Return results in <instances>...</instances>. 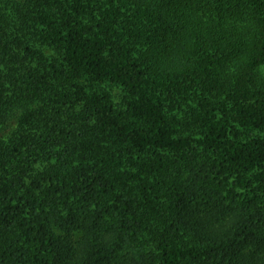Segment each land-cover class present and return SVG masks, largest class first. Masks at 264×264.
<instances>
[{
  "label": "trees",
  "instance_id": "16d2710c",
  "mask_svg": "<svg viewBox=\"0 0 264 264\" xmlns=\"http://www.w3.org/2000/svg\"><path fill=\"white\" fill-rule=\"evenodd\" d=\"M264 0H0V264H264Z\"/></svg>",
  "mask_w": 264,
  "mask_h": 264
},
{
  "label": "rangeland",
  "instance_id": "374dc122",
  "mask_svg": "<svg viewBox=\"0 0 264 264\" xmlns=\"http://www.w3.org/2000/svg\"><path fill=\"white\" fill-rule=\"evenodd\" d=\"M263 67H264V65H263Z\"/></svg>",
  "mask_w": 264,
  "mask_h": 264
}]
</instances>
